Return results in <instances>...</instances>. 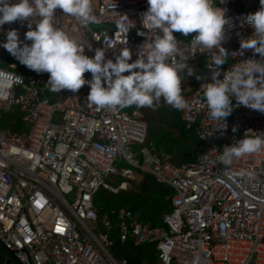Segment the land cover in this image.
Listing matches in <instances>:
<instances>
[{
    "label": "built area",
    "instance_id": "2783aa9c",
    "mask_svg": "<svg viewBox=\"0 0 264 264\" xmlns=\"http://www.w3.org/2000/svg\"><path fill=\"white\" fill-rule=\"evenodd\" d=\"M3 43L29 62L0 68V243L18 264H122L113 230L156 245L157 264H264V0H0ZM200 59L192 93L161 79ZM131 76L157 78L196 133L193 161L146 142L144 96L121 110ZM12 110L26 132L1 130ZM133 170L171 188L164 226L94 206Z\"/></svg>",
    "mask_w": 264,
    "mask_h": 264
},
{
    "label": "trees",
    "instance_id": "16d2710c",
    "mask_svg": "<svg viewBox=\"0 0 264 264\" xmlns=\"http://www.w3.org/2000/svg\"><path fill=\"white\" fill-rule=\"evenodd\" d=\"M28 59L19 52L10 50L5 43L0 47V68L15 72L22 71L28 65ZM11 65H14L11 67ZM156 77H126L119 83L123 96L121 110L131 113L137 98L145 97L141 114L146 123V142H151L160 158H168L175 165L191 162L195 159V152L199 140L193 129H187L181 119L180 110L176 105L169 104L161 94L154 89ZM1 130L7 134H21L26 132L27 125L17 110L1 115ZM138 180H131L126 189L111 193L99 188L93 197V204L99 215L124 208L153 227L164 226L163 216L170 212L171 188L155 181L147 174L135 171ZM112 246L111 255L122 264H157V246L154 244L134 245L131 239L121 242L116 230L110 234ZM0 250L3 249L0 247Z\"/></svg>",
    "mask_w": 264,
    "mask_h": 264
},
{
    "label": "crops",
    "instance_id": "0c3cea01",
    "mask_svg": "<svg viewBox=\"0 0 264 264\" xmlns=\"http://www.w3.org/2000/svg\"><path fill=\"white\" fill-rule=\"evenodd\" d=\"M203 64H204V60L200 59V60L192 62L191 64H188L187 67L188 69L189 68L192 69L191 75H193L194 73L200 70ZM179 69L163 74L161 76V79L171 84L173 87H175L180 92L192 93L195 90L197 82H198L197 77H194L193 83H189L188 78L191 75H178Z\"/></svg>",
    "mask_w": 264,
    "mask_h": 264
},
{
    "label": "rangeland",
    "instance_id": "374dc122",
    "mask_svg": "<svg viewBox=\"0 0 264 264\" xmlns=\"http://www.w3.org/2000/svg\"><path fill=\"white\" fill-rule=\"evenodd\" d=\"M228 11H231L232 9V6H228L227 7ZM191 32V29L189 27L185 28V29H179L177 30V35H179L180 37H189V34ZM8 47V45H6ZM9 48V47H8ZM10 50H14V49H11L9 48ZM16 51V50H14ZM23 54V53H22ZM24 55V54H23ZM178 75H191L192 74V69H188L187 65L183 66L182 68H180L178 70ZM60 118V114L59 113H56L54 116H53V121H58ZM119 167H126V164L124 163H120L118 165ZM135 171L136 170H133V178L131 180H138V176L135 174ZM130 180V181H131ZM121 181V179L119 178L117 180V183L115 185H117L119 182ZM67 199L70 200L71 199V196H67ZM88 226L95 232V233H99L100 232V226L95 223V222H87Z\"/></svg>",
    "mask_w": 264,
    "mask_h": 264
},
{
    "label": "water",
    "instance_id": "95a60500",
    "mask_svg": "<svg viewBox=\"0 0 264 264\" xmlns=\"http://www.w3.org/2000/svg\"><path fill=\"white\" fill-rule=\"evenodd\" d=\"M8 47L16 51H19V49L12 43H9ZM130 182L131 181L129 180L128 184ZM0 247L3 249V251L0 250V264H18V262L14 257V253L12 251L5 250L1 243H0Z\"/></svg>",
    "mask_w": 264,
    "mask_h": 264
},
{
    "label": "flooded vegetation",
    "instance_id": "af4514ba",
    "mask_svg": "<svg viewBox=\"0 0 264 264\" xmlns=\"http://www.w3.org/2000/svg\"><path fill=\"white\" fill-rule=\"evenodd\" d=\"M5 252V251H4Z\"/></svg>",
    "mask_w": 264,
    "mask_h": 264
}]
</instances>
